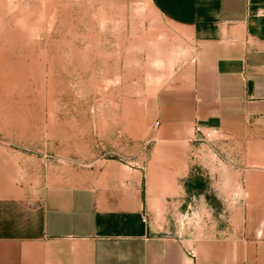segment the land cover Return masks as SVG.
Here are the masks:
<instances>
[{"label": "crops", "instance_id": "crops-1", "mask_svg": "<svg viewBox=\"0 0 264 264\" xmlns=\"http://www.w3.org/2000/svg\"><path fill=\"white\" fill-rule=\"evenodd\" d=\"M147 2L180 48L147 102L153 148L76 185L0 134V264H264V0Z\"/></svg>", "mask_w": 264, "mask_h": 264}, {"label": "rangeland", "instance_id": "rangeland-1", "mask_svg": "<svg viewBox=\"0 0 264 264\" xmlns=\"http://www.w3.org/2000/svg\"><path fill=\"white\" fill-rule=\"evenodd\" d=\"M174 31L147 0H0V134L42 157L44 181L142 164L131 155L154 146L147 102L177 63Z\"/></svg>", "mask_w": 264, "mask_h": 264}, {"label": "trees", "instance_id": "trees-1", "mask_svg": "<svg viewBox=\"0 0 264 264\" xmlns=\"http://www.w3.org/2000/svg\"><path fill=\"white\" fill-rule=\"evenodd\" d=\"M185 187L188 193H200L203 192L206 181L197 175V173H190V175L186 178Z\"/></svg>", "mask_w": 264, "mask_h": 264}, {"label": "built area", "instance_id": "built-area-1", "mask_svg": "<svg viewBox=\"0 0 264 264\" xmlns=\"http://www.w3.org/2000/svg\"><path fill=\"white\" fill-rule=\"evenodd\" d=\"M202 140L210 143H215L220 139V131L217 128L208 127L199 131ZM193 254V251H190Z\"/></svg>", "mask_w": 264, "mask_h": 264}]
</instances>
